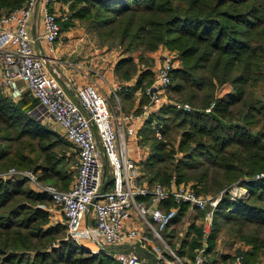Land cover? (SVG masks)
I'll use <instances>...</instances> for the list:
<instances>
[{
    "label": "trees",
    "instance_id": "16d2710c",
    "mask_svg": "<svg viewBox=\"0 0 264 264\" xmlns=\"http://www.w3.org/2000/svg\"><path fill=\"white\" fill-rule=\"evenodd\" d=\"M26 1L0 0V16ZM63 1L71 14L66 12L62 29L71 17L84 20L98 47L121 54L114 71L122 81L136 77L119 94L145 96L153 79L148 54L159 47L177 52L167 90L190 109L168 103L151 113L140 130L150 141L142 175L148 183L174 180L198 194L222 193L206 252L222 232L248 246L241 249L243 264L264 258V177H257L264 172V0ZM36 104L29 92L14 100L0 87V170L30 168L51 184L71 180L73 171L61 170L64 159L57 150L75 146L31 115ZM27 181L0 178V264H120L69 237L65 223H52L45 205L49 194ZM233 186L246 191L233 195ZM174 204L163 201L165 207ZM187 208L181 204L169 226ZM197 234L182 241L179 256L194 257L200 226Z\"/></svg>",
    "mask_w": 264,
    "mask_h": 264
},
{
    "label": "built area",
    "instance_id": "2783aa9c",
    "mask_svg": "<svg viewBox=\"0 0 264 264\" xmlns=\"http://www.w3.org/2000/svg\"><path fill=\"white\" fill-rule=\"evenodd\" d=\"M51 1L27 0L0 16V87L14 100L29 92L47 108L63 135L77 150L76 176L63 190L41 181L30 168L12 166L0 173V178L23 177L33 185L34 190L48 193L63 214L67 235L80 244L85 239L90 240L95 247H84L92 253L105 252L120 264H150L137 254L139 249H145L149 244L156 253L157 261L162 263L205 264L207 235L222 193L214 196L198 194L189 185L174 180L168 185L157 181L141 184L137 162L143 158L139 155V160L135 159L128 149L129 139L137 142L138 130L153 110L168 103L180 109H190L188 103L166 102L162 97L171 83V71L176 67L174 55L166 51L158 57V63L153 68L154 79L144 88L153 109L145 104L139 112L124 113L120 110L115 116L107 96L100 93L93 83L72 82L75 98L70 96L58 74L48 68L46 57L36 51L34 39L28 31L36 5L40 4L42 15L38 38L44 41L49 52H54L55 42L62 33L61 23L67 19L66 12L52 9ZM209 109L206 108L207 111ZM156 133L161 136L159 130ZM103 156L111 167L110 189L104 187ZM257 177H264V172ZM237 191L242 192L239 186L228 190L233 195L238 194ZM168 198L175 204L165 207L163 201ZM181 204L201 212L199 226L203 237L194 249L193 258L179 256L167 247L162 236V231L176 217ZM89 216L94 220L93 225L87 221ZM148 231L154 240L165 244L173 259L167 258L164 251L153 243ZM230 264H243V254L233 255Z\"/></svg>",
    "mask_w": 264,
    "mask_h": 264
},
{
    "label": "crops",
    "instance_id": "0c3cea01",
    "mask_svg": "<svg viewBox=\"0 0 264 264\" xmlns=\"http://www.w3.org/2000/svg\"><path fill=\"white\" fill-rule=\"evenodd\" d=\"M63 0H52L51 1V6L52 9L58 12H64L66 8H64L65 4L62 2ZM41 6L40 4H37L36 7L34 8V11L32 13L30 23L28 25V31L32 39H34V46L36 48V51L46 57V64L48 68L58 74V77L60 79V82L62 85H64L66 91L70 96L74 97V90L71 88L72 82L74 83H86V82H93L95 86L99 89L100 93L103 95L107 96V101L110 106V108L113 109V104L114 101L111 99V94L115 95L117 98L120 97L123 101V103L126 105L127 104V109L130 108V104L133 106L132 110H135L137 107L142 108L144 105H139V99L141 97V93L137 91H129L124 94H119L120 86L126 85V86H131L135 83L136 77H133L130 80L127 81H119L117 78L115 71H114V66L118 59L120 58L121 54L117 49H106L105 47L100 48L96 45L95 41L89 39L86 37V35H83L81 37H77L74 34L75 30H71L68 28L62 29V33L60 37L57 39L55 42V50L54 52H49L46 49L45 43L43 40L39 39V32L41 30ZM112 50H116L117 52H114ZM167 49L163 47H159L155 51H152L148 54L149 57L156 58L155 63H158V57L160 55L166 53ZM113 56V57H119L117 61L113 63L109 62V59H106L108 56ZM78 57H91L90 60H88L87 65L85 60H78ZM154 67H151L153 71ZM120 96V97H119ZM75 98V97H74ZM36 117L40 119H53L51 113L47 110V108L42 105L38 100L36 106L31 110ZM154 111H152L153 113ZM39 114L42 117H39ZM144 125V124H143ZM142 125V126H143ZM142 128V127H141ZM140 128V130H141ZM140 130H138V133L140 135ZM140 138V136H139ZM130 139L128 143V149L130 150V155H132L135 159L139 160L137 156L140 155V150H139V145L137 147H133V144L130 145ZM133 141V140H132ZM134 142V141H133ZM136 143V142H134ZM137 155H136V153ZM147 153H149L148 150L145 151V155L142 157L144 160L147 157ZM102 174L104 178V187L106 189L111 188L112 184V176L110 181H105L106 175H105V169H102ZM245 192V191H244ZM60 212L63 221L64 217L61 211L58 209ZM57 210L53 208L51 210L50 216L52 218L57 217L56 214ZM133 219L135 222H138L137 219ZM87 221L90 224H94V220L92 219L91 216L88 217ZM170 227V226H169ZM143 228V226H142ZM147 230V229H146ZM149 233V231H148ZM149 236L151 237V240L153 239V235L149 233ZM83 246H88V247H95V244L92 243L90 240L85 239L84 242L82 243ZM139 251H142L143 253L149 255L147 257H150V264H167V263H162L161 261H157L156 253L151 247V245H147L145 249H139ZM229 259V256L228 258ZM230 260V259H229ZM217 264H223V262H218ZM230 264V263H229Z\"/></svg>",
    "mask_w": 264,
    "mask_h": 264
},
{
    "label": "rangeland",
    "instance_id": "374dc122",
    "mask_svg": "<svg viewBox=\"0 0 264 264\" xmlns=\"http://www.w3.org/2000/svg\"><path fill=\"white\" fill-rule=\"evenodd\" d=\"M63 4H65L64 8H66V10L64 12H67L69 14H71V7L69 6V2H64L62 1ZM71 23L68 25V28H70L71 30H75L74 34L77 37H81L83 35H86L87 38L92 40V36L91 34L88 32L87 28H86V23L84 22V20H79L75 17H71ZM93 41V40H92ZM114 52H117L116 50H112ZM169 51V50H167ZM172 54L174 55V60H175V65L177 66L179 64V59L177 57V52L176 51H171ZM91 57H84V58H80L78 57V60H85L86 63L88 62V60H90ZM119 57H113L108 56L106 59H109L110 63L115 64V62L117 61ZM148 66L149 67H156V58H152V57H148ZM89 63H87L88 65ZM147 65H144V63H138L137 67L140 68H145ZM117 78L119 79V81L123 80L120 76V74L118 75L115 72ZM153 79H154V72L152 75ZM152 79V81H153ZM86 83H93V82H86ZM97 87V86H96ZM3 91L5 92V90L3 89ZM99 91V89H98ZM100 92V91H99ZM111 99H113L114 104H113V109H111V111L116 114L115 116H118L120 113V110H122L124 113H129V112H139L142 108H136L135 110H132V105L130 104V108L127 109V104L125 105L120 97L117 98L115 95L111 94ZM162 97L166 102H178V103H184L183 100H181L179 98V96L175 93L170 92L169 90H165L162 93ZM140 104L139 105H144L147 104L149 106V109H153V106L151 104H149L148 98L144 95H142L139 99ZM143 107V106H142ZM156 111V110H153ZM31 115L37 119L38 121H40V123H42L43 125L50 127L51 129L55 130L56 133L60 136V138L65 139V136L63 135L62 130L60 129V127L58 126V124L54 121V119H40L38 117L35 116V114L30 111ZM39 117H42L39 114ZM117 121L114 122V124H116ZM149 135V134H148ZM140 138H138L137 142L134 143L132 140L130 141V145L133 144V147H137L138 145L139 150H140V157H143L145 155V151L148 150L149 151V147H150V141L147 139H142V135L140 133ZM128 139V137H127ZM70 145H73L71 142H69L67 139H65ZM76 151L74 147L69 146V145H65L62 146V148H58L57 153L60 154L64 161L63 164L61 166V170L68 174L70 171H73V177L71 180H62V181H57V183L53 184L55 185L58 189H67L70 184L72 183V181L74 180L75 176H76V172H77V160H78V155L76 154ZM130 153V150H129ZM136 153V152H135ZM137 155V153H136ZM138 157V156H137ZM142 159H140L137 163L138 165V170L140 173V176L138 178L139 183H144L146 181V178L143 177L142 172H143V166H142ZM102 165H103V169H105V181H110L112 173H111V167L109 165V163L107 162L106 158L103 156L102 157ZM12 167V166H10ZM10 167H8L5 170H0V173L7 171ZM37 173V172H36ZM37 175H39L37 173ZM183 183V182H181ZM184 185H188V183H183ZM27 186L33 188V185L27 181ZM164 185H168L164 184ZM240 187V186H239ZM243 188V186H241ZM241 188V189H242ZM244 191L245 188L243 189ZM243 190H240L242 192H244ZM239 191V190H238ZM237 191V192H238ZM240 193V192H238ZM46 207L49 209V211L51 212V210L53 208H55L57 210L56 214L57 217L52 218L50 216V221L52 223H64L63 218L60 214V212L58 211V207H56L53 203V201L51 200V198L49 200H47L45 202ZM200 217H201V212L199 210H197L196 208H187L186 212H184L183 214L180 215V217H177L174 220V223L168 227L166 230L163 231L162 236L164 237V239L166 240L167 243V247L169 246L173 251H177V249H179L182 245V241H190V239L193 238H199L200 236L197 234V229L200 225ZM136 219V218H135ZM67 234V231H66ZM203 237V235H202ZM202 240V239H200ZM84 242V240L82 241V243ZM153 243L162 251H164V254L167 256V258L169 259H173V255L171 253V251L165 246V244L161 243V241L159 240H154ZM82 245V244H81ZM242 250H246L248 249V246L245 244V242H243L241 239H236V240H232L229 239L228 237H226L222 232L218 235L217 239L214 242L213 248L212 250H210L209 253L206 254V263L205 264H217L218 262H223V264H229L231 263V259L232 256L235 255L236 253L241 252ZM111 250V249H110ZM177 253V252H176ZM138 256L146 261H150V257H147L149 255L143 253L142 251L137 252ZM195 254V251H194ZM221 255H228L229 259H226L228 257H222ZM225 258V259H223ZM183 260V258H182ZM151 262V261H150ZM173 264H176V262H172ZM180 264V263H177ZM250 264H264V258H261L260 261L258 262H252Z\"/></svg>",
    "mask_w": 264,
    "mask_h": 264
},
{
    "label": "bare ground",
    "instance_id": "6f19581e",
    "mask_svg": "<svg viewBox=\"0 0 264 264\" xmlns=\"http://www.w3.org/2000/svg\"><path fill=\"white\" fill-rule=\"evenodd\" d=\"M241 188H242V187H240V190H243V189H244V188H242V189H241ZM243 191H244V190H243Z\"/></svg>",
    "mask_w": 264,
    "mask_h": 264
}]
</instances>
